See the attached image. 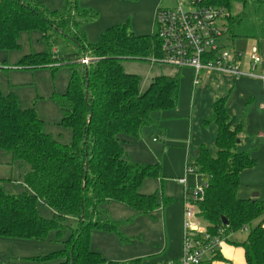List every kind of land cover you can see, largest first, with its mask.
Segmentation results:
<instances>
[{
    "label": "trees",
    "instance_id": "trees-1",
    "mask_svg": "<svg viewBox=\"0 0 264 264\" xmlns=\"http://www.w3.org/2000/svg\"><path fill=\"white\" fill-rule=\"evenodd\" d=\"M202 2L227 11L231 39L239 36V27L247 19L246 8L252 5L264 15V0ZM237 4H242V15H235ZM98 15L81 6L80 0H66L61 10H51L38 0H0V50L20 49L21 35L33 31L41 32L47 44L45 52L24 56L17 67L55 71L57 64L73 60L81 65L70 64L66 92L52 96L63 113L61 125L72 131L71 143L46 133L35 108L22 109L15 94L0 90V150L28 166L23 193H8L0 184V237L43 241L55 232L60 242L68 228L67 218L77 219V227L63 241L64 249L34 257L38 264H146L141 258L129 262L106 259L92 250L91 233L118 231L120 222L110 216L105 208L108 203L124 204L137 216L152 217L172 201H161L158 192L140 191L146 180L162 178L161 161L155 165L132 162L122 143L141 139L144 130L154 125V113L177 108L180 76L159 75L142 92L141 77L127 73L123 64L162 63L157 32L136 35L127 21L108 28L91 43L85 24ZM55 37L73 45L76 52L59 58L53 50ZM84 58L89 64L81 63ZM228 97H218L204 120V126L216 128L215 153L202 145L194 163L187 165L208 177L202 192L195 195L196 215L207 222L211 234L220 230L229 236L249 229L247 239L237 245L244 251L246 264H264V201L238 196L241 174L257 162L251 153L238 150L245 123L229 113ZM39 201L54 211L52 219L40 214Z\"/></svg>",
    "mask_w": 264,
    "mask_h": 264
},
{
    "label": "rangeland",
    "instance_id": "rangeland-1",
    "mask_svg": "<svg viewBox=\"0 0 264 264\" xmlns=\"http://www.w3.org/2000/svg\"><path fill=\"white\" fill-rule=\"evenodd\" d=\"M38 1L51 10H61L66 0ZM90 1L96 6L88 8L99 14L97 20L85 24L91 43H96L101 33L108 28L127 21H130L136 35H151L156 31L157 11L160 8L177 7V0H99L98 4H95L98 0ZM243 13L242 4H237L235 15ZM245 14L247 19L239 27V36L224 41L228 49L242 55L245 71L248 70L251 50L259 48L263 61L254 72L257 77L231 78L202 72L195 86L191 68L180 69L171 64L150 61H129L124 64L141 77L142 92L147 89L152 78L159 74L180 76L177 108L161 115L154 113L155 123L144 130L141 139L122 143L125 156L132 162L155 165L161 161L162 178L146 180L140 191L147 195L158 192L161 201L163 198L172 201L165 207L161 206L152 217L137 216L132 208L124 204L108 203L105 208L110 216L120 222L118 231L96 230L91 233L92 250L101 253L106 259L129 262L141 258L146 264H170L182 257L185 188H188L191 196L208 181L207 175L199 171L187 173L186 166L194 163L196 150L202 145L215 153L216 128L214 125L204 126V120L213 102L225 94L229 95V113L237 121L244 120L247 124L245 133L248 137L244 140L243 150L251 153L257 162L255 169H248L250 171L244 173L238 196L248 199L258 193L259 199L264 201V149L259 146V136L264 133V80L261 79L264 77V15L256 13L252 5L246 8ZM55 38L53 50L59 58L76 52L73 45L61 37ZM19 42L21 48L18 50L9 53L0 50V90L6 95L15 94L22 109L35 108L44 121L46 133L71 143L72 131L61 125L63 113L52 96L66 92L71 74L70 64L81 68L80 62L73 60L71 63H59L55 71L50 67L20 68L16 64L24 56L45 52L47 44L39 31L23 33ZM27 169V164L15 161L11 154L0 150V184L6 192L19 194L27 190L23 184ZM38 208L44 218H53L54 211L47 204L39 201ZM198 222L201 229L207 228L206 221L199 219ZM67 226L60 242L56 240L55 232L43 241L0 237V264H38L33 261L34 257L61 251L65 247L63 241L70 237L71 229L77 227V219L67 218ZM248 234L249 229L231 233L225 244L239 248L237 244L243 243Z\"/></svg>",
    "mask_w": 264,
    "mask_h": 264
},
{
    "label": "built area",
    "instance_id": "built-area-1",
    "mask_svg": "<svg viewBox=\"0 0 264 264\" xmlns=\"http://www.w3.org/2000/svg\"><path fill=\"white\" fill-rule=\"evenodd\" d=\"M226 10L204 4L202 0H177L174 9L160 8L156 14V32L160 40L162 63L174 65L180 69L191 68L194 71L195 85H198L202 72L215 73L231 78L257 77L255 70L263 58L258 47H254L243 69L242 55L228 49L225 39H229ZM89 59L81 60L89 64ZM264 80V77L261 78ZM187 166V173H189ZM185 183V180H182ZM186 191L184 213L183 255L170 264H206L215 260L223 244L227 241L219 230L211 234L201 229L196 215L195 195Z\"/></svg>",
    "mask_w": 264,
    "mask_h": 264
},
{
    "label": "crops",
    "instance_id": "crops-1",
    "mask_svg": "<svg viewBox=\"0 0 264 264\" xmlns=\"http://www.w3.org/2000/svg\"><path fill=\"white\" fill-rule=\"evenodd\" d=\"M81 1V5L83 6V7H85V8H88V7H95L96 5H94V3H92V1H90V0H80ZM98 2H99V0L97 1V3H95V4H98ZM125 63H127V62H125ZM124 63V64H125ZM123 64V68H124V70L127 72V73H132V74H136V75H138L137 73H133L134 71H131L130 69H128L127 68V66H125ZM159 75H161V74H159ZM159 75H157V76H159ZM164 75V74H163ZM157 76H155V77H157ZM154 77V78H155ZM154 78H152V80L154 79ZM151 80V81H152ZM148 88V87H147ZM144 92V91H143ZM264 108V107H263ZM263 122H264V112H263ZM246 129H247V124L245 125V131H246ZM215 135H216V130H215ZM247 135H246V133H244V135L242 136V142L240 143V145L238 146V150L239 151H244L243 150V146H244V140H246L247 139ZM259 146H261L263 149H264V133H261L260 134V136H259ZM258 149V148H257ZM257 166V165H256ZM256 168V167H255ZM255 168H253V169H255ZM252 169V170H253ZM251 170V169H250ZM250 170H248V171H250ZM244 173H246V171H244L242 174H241V177H240V180H241V182H242V179H244L243 178V175H244ZM240 187H241V183H240ZM252 190H254V189H252ZM143 192H146V191H143ZM239 192H240V189H239ZM239 192H238V195H239ZM255 194V193H254ZM260 196V195H259ZM259 196H258V198H259ZM241 198H244L245 199V197H241ZM114 204H116V203H114ZM109 205H111V204H109ZM232 245H234V244H232ZM235 246V245H234ZM235 247H237V246H235ZM241 250H240V249ZM239 248H234V247H232V246H229V245H227V244H223V246H222V249H221V251H220V253H219V258L218 259H216V260H213V261H211V262H208V263H206V264H246V260H245V256H244V251H243V249L239 246Z\"/></svg>",
    "mask_w": 264,
    "mask_h": 264
},
{
    "label": "water",
    "instance_id": "water-1",
    "mask_svg": "<svg viewBox=\"0 0 264 264\" xmlns=\"http://www.w3.org/2000/svg\"><path fill=\"white\" fill-rule=\"evenodd\" d=\"M196 154H197V151H196ZM258 196H259V194L258 193H255V194L252 195V198H258ZM223 223L225 225H227V221L226 220H223Z\"/></svg>",
    "mask_w": 264,
    "mask_h": 264
}]
</instances>
